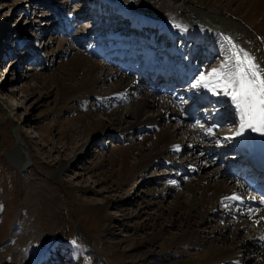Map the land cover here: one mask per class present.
Instances as JSON below:
<instances>
[{"label": "bare ground", "instance_id": "bare-ground-1", "mask_svg": "<svg viewBox=\"0 0 264 264\" xmlns=\"http://www.w3.org/2000/svg\"><path fill=\"white\" fill-rule=\"evenodd\" d=\"M88 1L93 4L92 8L101 11L99 15L105 19V24L98 23L89 32H80L79 35L75 33L79 36L77 38L81 39L82 50L77 48V41L64 47V40L58 39L57 56L67 52L71 55L54 66L52 76L49 77L50 82L46 76H37L38 84L26 85V87L31 93L39 94L38 98L41 99L47 97L52 88L55 89L57 101L54 107L56 108L58 101L61 100L63 104L60 107L64 110L75 111V104L80 105L84 99L91 97L97 106L108 109V113L105 114L110 124L116 126L113 129L115 134L129 135L130 140L141 129L149 130L161 124V129L159 128L152 135L143 136L142 141L131 142L125 147L119 146L111 150L107 161L112 167L118 162L119 166L112 172V175L116 174L118 180H126L148 166L158 163H164L169 171L176 168L181 174H189L192 177L185 185L186 191L181 194L176 193L172 206L165 208L160 206L158 213L153 214L152 219L160 227L158 229L153 227V232L147 240L131 243L128 253L139 251L149 256L156 253L155 248H159L160 254L167 257L166 249L192 247L198 250L197 253L200 255L198 258L189 262L180 259L173 264H264V219H262L264 207L253 205L252 197H255V192L245 190L243 182H233L234 176L231 173V169L236 171L244 165L242 158H246L252 148L251 130L246 129L244 134L234 136L239 129V116L230 99L222 95H213L203 88L192 87L193 81L201 72L207 74L221 64L226 49L221 33L234 36L240 48L254 54L260 65L264 66V0H133L131 5H126V1L123 0H120V4L124 5H112L113 0H109L110 3L105 0ZM120 14H127L130 17V24L123 33L109 32L108 28L113 23L110 20L113 21L117 16L121 17ZM100 16L97 15L96 19ZM175 25H180L181 28L178 29ZM68 28L70 27L67 26L64 32L70 34L72 30H67ZM134 28L139 29L138 35L133 34ZM132 36L140 40L134 41ZM163 36L165 42L160 44L157 39ZM4 38V34L0 32V41ZM84 38L91 39L93 44L90 47L83 46ZM106 40H108L107 44L98 46V42L103 43ZM65 41L68 40L65 38ZM142 49L152 52L154 58L159 61V66L145 67L141 71L143 62H140L133 70L130 61L137 54L140 55ZM198 50L209 54L206 60L201 57V60L197 59L195 63L192 58H196ZM215 56L217 61L215 66L211 68L203 66L204 61ZM185 63L193 64L196 68L190 83L184 84L185 68L178 72L179 79H175L173 75L167 80L162 79V75L171 68L172 64L179 69ZM61 68L66 70L59 76L57 69ZM126 90L128 95L124 94ZM204 103L207 107L199 110L200 125L203 127L186 124L181 119L180 115L185 107L196 110ZM14 109V104L8 105L7 112H13ZM151 109L152 115L148 114ZM92 113L88 110L84 114L77 113L63 124H58V119L55 117L53 124L48 126L53 129L48 127L46 129L47 137L53 135V132L61 135L60 139L65 141L63 145L67 148L79 133H88L90 130L92 141L97 136L111 132L102 125V120L93 118ZM211 118H221L233 123L234 127L225 133L206 135V130L210 126L208 120ZM171 123H174L176 130L170 127ZM176 131L181 132L185 138L184 149L175 140L173 134ZM224 137L231 139L225 140ZM20 142L25 145L30 156L35 155L28 137L21 136ZM77 150L80 154L83 153V147ZM166 152L183 153L186 164L177 162L175 158L163 156ZM213 153L216 164L207 160V156H212ZM234 153L235 158L231 155ZM219 154L224 155V162L221 165L218 162ZM77 155L78 153H75L74 156L80 157ZM130 156L134 157V162L130 161ZM235 159L237 160L233 161ZM191 161L198 163L199 166L193 168ZM226 164H231L232 168L226 170V175L229 176L222 177L219 172ZM67 165L68 162L62 160L52 165H43L46 168L41 169L58 183H64L61 174ZM206 168H209L207 174L205 176L200 174V171ZM168 183L176 184L172 181ZM170 185L158 192L157 197L162 199L171 195ZM68 189V193L74 194L72 187ZM233 194L239 195L242 199L240 201L224 199ZM110 204L112 203L107 201L103 205L91 207L85 215L89 221L102 224L107 219L106 208ZM249 209L254 211L249 212ZM256 209L259 211H255ZM219 213H221L220 217L225 215L226 220L231 223L221 229H215L208 224L212 216H218ZM161 217L169 222L180 223L177 235L168 236L170 233L164 235L167 226H164L166 223L160 220ZM238 217L242 218L235 224L233 220ZM142 226L137 225L136 228L140 229ZM77 229V233L84 240L86 237L82 229L80 227ZM229 229L230 238L226 235ZM29 230V228L25 229V231ZM241 233H244L243 240H236L235 238ZM145 243H149V247L143 248ZM238 247L246 250L253 247L250 250L253 257L246 256L244 263L234 261ZM52 250V247L49 248L47 254ZM123 251L126 250H116L114 254L123 256ZM26 254L28 251L25 253V245L22 242L19 248L9 245L7 251L0 254V264H27L30 258ZM22 256L27 258H21ZM252 258L255 262L249 263ZM36 262L37 260L34 259L32 264Z\"/></svg>", "mask_w": 264, "mask_h": 264}, {"label": "rangeland", "instance_id": "rangeland-1", "mask_svg": "<svg viewBox=\"0 0 264 264\" xmlns=\"http://www.w3.org/2000/svg\"><path fill=\"white\" fill-rule=\"evenodd\" d=\"M121 1L113 0L111 4L124 5L120 4ZM123 1H126V5H131L133 0ZM92 5L88 0H0V32L5 37L0 41V254L6 252L9 245L19 248L22 242L25 253L28 251L26 255L30 258L27 264H32L34 259L37 260L36 264H173L180 259L184 262L194 261L200 255L192 247L166 249L167 257L160 254L159 248H155L156 253L149 256L139 251L128 253L131 243L147 240L153 232L152 228L160 227L152 219L153 214L158 213L160 206H172L176 193L185 192L186 183L192 179L189 174H181L176 168L169 171L164 163L148 166L126 180L120 181L116 174L112 175L119 164L116 162L112 167L108 163L111 150L142 141L143 136L152 135L161 129V124L149 130L141 129L130 140L129 135L115 134L113 129L116 126L110 124L105 114L108 109L98 107L91 97L84 99L80 105L75 104V111L64 110L60 107L63 104L61 100L54 107L57 101L55 89L52 88L51 93L41 99L38 98L39 94L31 93L26 87L38 84L37 76L51 77L54 66L71 55L67 52L57 56L58 39L64 40V47L77 41V48L82 50L81 39L77 35L89 32L98 23L105 24V19L99 15L101 11L92 8ZM97 15L100 16L98 19ZM120 15L121 17H114L113 21L109 19L113 22L108 28L109 32L123 33L130 24L127 14ZM67 26L70 27L67 30H72L71 35L64 32ZM134 29L133 34L138 35V28ZM132 37L134 41H139V38ZM163 39L164 36L158 37L160 42ZM83 41V46L90 47L93 44L91 39L84 38ZM202 55L205 56L204 51L198 50L195 60L203 57ZM216 64L215 56L204 61L203 66L211 68ZM65 70L57 69V75L61 76ZM124 94L129 93L126 90ZM12 104L15 109L7 112L8 105ZM86 110L92 111L91 116L102 120V125L111 132L97 136L92 141L90 130L85 135L79 133L67 148L63 145L65 141L60 139L61 135L53 132V135L47 137L46 129L53 124L55 117L58 124H63L65 120L77 113L84 114ZM148 114L152 115L153 110L148 111ZM189 122H196L198 125L201 121L195 116ZM170 127L173 128L174 123ZM232 127L233 123L226 122L215 132L225 133ZM173 135L184 149L185 138L181 132L176 131ZM21 136L29 138L35 155L27 153L25 145L20 142ZM80 147H83L81 154L77 150ZM75 153L80 157H75ZM182 154L166 152L163 156L186 164ZM213 157L215 156L212 155L207 160L216 162ZM62 160L67 161L68 165L61 174L64 183H58L41 168L45 169L46 166L43 165H52ZM134 160L130 156V161ZM191 163L193 168L199 166L198 163ZM207 171L209 168L201 170L200 174L205 176ZM168 181L176 184L170 185ZM168 185L171 195L162 199L157 197L158 192L165 190ZM68 187L74 189V194L68 193ZM107 201L112 204L106 208V221L102 224L89 221L85 215L88 210ZM220 215L221 213L212 216L208 225L221 229L231 223L226 220L225 215ZM241 218L238 217L233 222L236 224ZM160 220L167 226L164 235L178 234V221L169 222L163 217ZM137 225L143 226L139 229L136 228ZM251 225L255 226L253 223ZM79 227L86 237L84 240L77 233ZM28 228L30 232L25 231ZM230 232V229L226 232L228 238ZM243 234L235 239L243 240ZM146 246L149 247V243H145L143 248ZM51 247L53 250L47 254ZM252 249L253 247L249 250L236 248L234 261L246 262V256L253 257L250 251ZM116 250L126 251H123V256H116ZM248 262L255 261L252 258Z\"/></svg>", "mask_w": 264, "mask_h": 264}, {"label": "snow or ice", "instance_id": "snow-or-ice-1", "mask_svg": "<svg viewBox=\"0 0 264 264\" xmlns=\"http://www.w3.org/2000/svg\"><path fill=\"white\" fill-rule=\"evenodd\" d=\"M175 27L181 28L180 25ZM223 39L231 47L225 49L221 64L207 74L201 72L193 81L192 87L203 88L213 95H222L230 99L239 116V129L234 136L244 134L246 129L264 135V66L260 65L254 54L244 49L236 50L238 46L233 44L231 38L223 37ZM205 134H213V128H208ZM224 139L231 138L224 137ZM177 150H179L178 146ZM224 199L240 201L242 198L233 194ZM252 199L256 198L252 197ZM260 203L264 204V200ZM253 211L249 209V212Z\"/></svg>", "mask_w": 264, "mask_h": 264}]
</instances>
